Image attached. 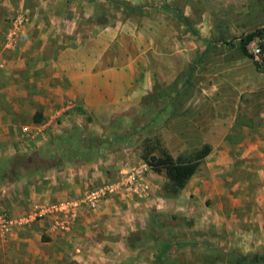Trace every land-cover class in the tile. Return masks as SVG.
<instances>
[{
    "label": "rangeland",
    "instance_id": "1",
    "mask_svg": "<svg viewBox=\"0 0 264 264\" xmlns=\"http://www.w3.org/2000/svg\"><path fill=\"white\" fill-rule=\"evenodd\" d=\"M120 25L125 48L154 57L164 75L174 67L166 68L171 52L181 51L173 39L198 31L219 40L201 39L174 83L158 81L140 105L106 118L69 97L44 116L39 95H22L27 80L7 73L11 55L39 37L54 41L53 52ZM156 38L164 41L152 51L145 40ZM254 41L262 42L258 60L249 51ZM9 135L24 139L13 154ZM162 150L181 163L207 152L175 195L148 164ZM72 164L104 179L58 213L48 211L54 203L19 209L0 239V264H264V0H0V211H11L10 182L52 189ZM130 176L147 188L133 192ZM107 184L114 190L95 207L83 202ZM108 199L118 205L114 222L78 221L80 210L95 215ZM49 215L58 219L48 231L40 224Z\"/></svg>",
    "mask_w": 264,
    "mask_h": 264
},
{
    "label": "crops",
    "instance_id": "2",
    "mask_svg": "<svg viewBox=\"0 0 264 264\" xmlns=\"http://www.w3.org/2000/svg\"><path fill=\"white\" fill-rule=\"evenodd\" d=\"M135 30L138 32L137 29ZM127 31V25H120L115 30L110 29L99 34L86 44H70L61 47L59 51L55 46L53 52L50 49L51 43L54 41L46 37H39L38 43L23 46L22 54L11 55L6 64L8 71L10 69V72L7 73L23 81L27 80L22 85V95L29 99L39 95L37 99L42 105L44 116L50 108L54 105L59 107L63 99L69 97L75 99L81 108L91 112L93 118H106V115H111L114 110H128L137 103L140 105L143 96L149 93L158 81L174 83L184 64L188 61L190 52L200 49L201 39H210L209 43L219 40L216 39L219 38L216 34L203 36L198 31L195 36L187 33L182 37L178 36V41L173 39L171 44L181 51L179 56L171 52L168 64L170 66L166 68L171 70L174 67L164 75L158 73L159 64L154 57L152 60V56L149 58L150 55L144 53L136 55L125 48ZM134 41L138 46H141L138 43L140 39L137 35H135ZM163 41V38L160 41L159 38H156L157 44L150 40H145V44L153 48L152 51H157L159 44L161 46ZM18 85L15 87L17 88ZM47 92L50 94L49 96H47ZM41 95L44 97H40ZM49 104L52 106H49L48 109ZM10 107H12L10 104L7 105V110H10ZM9 137L11 138L9 151L13 154L14 152L10 150L14 149L13 144L16 145L17 139L18 142L23 143L24 139L9 135L7 141ZM63 170L57 174L56 182L50 184L53 186L52 189H46L47 186H45V188L31 191V186L27 188L28 185L24 179L18 183L7 184L8 193L12 194L8 201L11 206L10 216L22 215L19 209L22 208L23 212V208L26 206L44 207L51 203L67 202L70 196H78L82 189L89 185H98L104 179L102 172L96 171L92 174L88 167L79 169L72 164ZM67 204L69 203L67 202ZM115 206L118 205L115 204L114 199H108L101 204L100 210L95 212V215L80 210L78 221L85 224L87 223L85 221L90 218L89 222L107 218L111 222L112 218L120 215L119 211H117L118 214L114 212ZM65 213L68 215V209L63 212L62 217L66 215ZM49 216L51 218L44 219L47 224H40L47 230L49 222L58 219L55 217L56 215ZM16 228L14 229L16 230ZM72 231L74 232V225Z\"/></svg>",
    "mask_w": 264,
    "mask_h": 264
},
{
    "label": "trees",
    "instance_id": "3",
    "mask_svg": "<svg viewBox=\"0 0 264 264\" xmlns=\"http://www.w3.org/2000/svg\"><path fill=\"white\" fill-rule=\"evenodd\" d=\"M184 18H182L183 20ZM146 152L148 154L152 147L150 145L146 146ZM201 150L195 152L197 153L194 160H187L186 162H176L173 160L170 154L165 150L160 151L158 157H151L148 159V164L157 174H163L166 178V184L164 185V192L169 195H175L181 189H183L187 181L193 176L198 165L199 160L207 153L206 151L200 152ZM199 152V153H198ZM146 153V156L148 154ZM145 156V158H146Z\"/></svg>",
    "mask_w": 264,
    "mask_h": 264
},
{
    "label": "built area",
    "instance_id": "4",
    "mask_svg": "<svg viewBox=\"0 0 264 264\" xmlns=\"http://www.w3.org/2000/svg\"><path fill=\"white\" fill-rule=\"evenodd\" d=\"M262 42L259 41H254L251 42L249 45V51L250 54H252V56L254 57L255 60H258L261 56V52H262ZM125 185L127 187H129V189H131L133 192H136L137 190H141L142 192L144 191V189H146V185L144 186L142 183H139V185L135 184L134 180L131 178V176L128 178V180H126ZM144 188V189H143ZM114 190L113 186L110 184L105 185L102 188H97V189H93L91 191H89L86 195H85V199L83 200V202L91 207H95L96 204L99 202L100 199L104 198L105 196H108L109 194L112 193V191ZM77 204H74V207ZM63 207H71L70 204H55L53 206H50L52 208H48V211H55L57 209H60ZM57 212V211H55ZM58 213V212H57ZM75 215V212H74ZM14 222H16L15 219H13L9 212L7 211H0V239H3L5 236H7L9 234V232L12 230V228L14 227Z\"/></svg>",
    "mask_w": 264,
    "mask_h": 264
}]
</instances>
